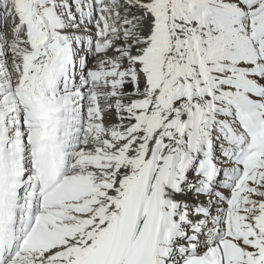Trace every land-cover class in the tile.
<instances>
[{"label": "snow or ice", "instance_id": "obj_1", "mask_svg": "<svg viewBox=\"0 0 264 264\" xmlns=\"http://www.w3.org/2000/svg\"><path fill=\"white\" fill-rule=\"evenodd\" d=\"M0 264H264V0H0Z\"/></svg>", "mask_w": 264, "mask_h": 264}]
</instances>
